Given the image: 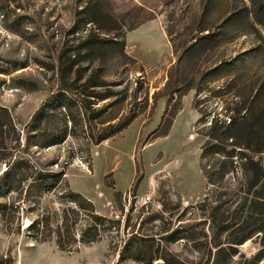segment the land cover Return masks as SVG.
<instances>
[{"label": "rangeland", "instance_id": "374dc122", "mask_svg": "<svg viewBox=\"0 0 264 264\" xmlns=\"http://www.w3.org/2000/svg\"><path fill=\"white\" fill-rule=\"evenodd\" d=\"M114 36L123 47L88 50ZM72 55L84 60L83 77L101 69L110 95L91 106L106 107L88 112L92 124L124 126L98 145L80 135L26 147L24 127L59 92L60 64ZM0 107L20 135L15 154L69 162L70 190L120 221L119 231L73 252L38 243L25 228L40 209L59 208L53 193L34 213L22 206L20 235L0 223V258L115 264L135 236L157 258L124 264H211L219 244L236 250L228 264H264V0H0ZM211 137L219 154L208 151ZM231 143L232 163L223 165Z\"/></svg>", "mask_w": 264, "mask_h": 264}, {"label": "trees", "instance_id": "16d2710c", "mask_svg": "<svg viewBox=\"0 0 264 264\" xmlns=\"http://www.w3.org/2000/svg\"><path fill=\"white\" fill-rule=\"evenodd\" d=\"M117 38L115 36L110 40L97 38L90 41L88 50L123 47V41L119 43ZM83 61L79 56L72 55L67 65L66 63L60 64V74H62L60 75L59 92L52 94L25 125L26 147H35L40 150L50 149L65 144L68 139H77L80 135L87 141V144L98 145L123 128L124 125H118L110 131V123L105 119L92 124L93 121L88 116V112L91 111L101 116L105 113L106 107L91 109V106L107 100L110 95L107 90H101L105 84L100 77V68L91 69L90 74L83 77L82 72L87 68L77 67ZM73 72L76 76L69 81L67 76ZM97 126H100V129L95 131ZM211 141L208 151L219 154L218 142L221 141L212 137ZM19 142V132L14 127L8 111L0 107V164L5 167L0 174V223L6 233L16 232L20 235L18 220L19 213L23 211L22 206H27L28 213H34L41 208V200L53 193L58 196L59 208L57 210L42 208L37 212L36 217L25 228L27 237L30 239L38 243L53 240L58 250L73 252L80 244L97 243L106 234L119 231L120 221L100 216L89 200L70 190L64 176L69 162L65 161L61 167L56 161L42 165L24 156H19L15 154L20 146ZM229 146L232 148L231 151L224 152L223 165L227 160L230 161L229 164L232 163L231 157L235 150L233 147L237 145L231 143ZM223 165L220 167L221 170L218 169L219 174L225 172ZM54 166L56 169H53ZM258 170L260 171V167ZM205 175L207 177V173ZM14 223L17 224L16 227ZM257 232H261V229H257ZM248 238L249 235H244L228 244L241 245ZM141 242L143 240L135 236L128 238L121 246L115 264H124L128 260L150 262L157 258V255L150 250L147 251ZM215 246L216 250L211 264H228L229 259L236 254V250L230 245ZM260 258L258 256L255 261ZM12 263L10 256L0 258V264Z\"/></svg>", "mask_w": 264, "mask_h": 264}]
</instances>
